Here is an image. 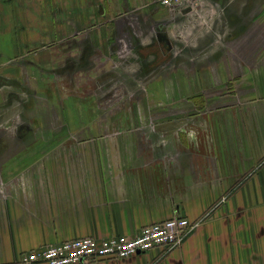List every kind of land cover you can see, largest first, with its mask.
<instances>
[{"label": "crops", "instance_id": "obj_1", "mask_svg": "<svg viewBox=\"0 0 264 264\" xmlns=\"http://www.w3.org/2000/svg\"><path fill=\"white\" fill-rule=\"evenodd\" d=\"M153 1L0 0V112L46 83L63 113L58 135L0 136V264L174 216L204 220L173 250L90 264H264V0ZM100 80L137 98L101 107Z\"/></svg>", "mask_w": 264, "mask_h": 264}, {"label": "built area", "instance_id": "obj_2", "mask_svg": "<svg viewBox=\"0 0 264 264\" xmlns=\"http://www.w3.org/2000/svg\"><path fill=\"white\" fill-rule=\"evenodd\" d=\"M163 7H193L196 0H158ZM198 4V3H197ZM203 218L191 220L174 216L163 222L144 226L134 237L116 235L107 239L85 237L47 245L23 254V264H90L101 260L121 259L155 248L180 247L199 227Z\"/></svg>", "mask_w": 264, "mask_h": 264}, {"label": "rangeland", "instance_id": "obj_3", "mask_svg": "<svg viewBox=\"0 0 264 264\" xmlns=\"http://www.w3.org/2000/svg\"><path fill=\"white\" fill-rule=\"evenodd\" d=\"M152 4H156L161 7L159 4L158 0L153 1ZM103 8V7H102ZM104 9V8H103ZM103 9L101 12H103ZM158 41V40H157ZM119 59V58H118ZM116 58V62H120L121 59L118 60ZM123 60L121 61L120 66H113L116 68H122L124 65L122 64ZM42 78V76H41ZM115 82V83H114ZM1 83V81H0ZM68 83V82H67ZM129 83V82H127ZM141 81H137V84L141 85ZM46 84V83H45ZM45 84L41 83L38 84L40 85L39 88V93L40 95L35 96H30L31 92L25 90L26 88H23V90L20 92L18 91L17 93L14 92H9L8 97H7V106H2L1 112H0V136H18L22 134V132L19 130L21 126L25 125L28 129L24 130L25 133L24 135H35V136H44V135H51V134H59V126L58 123V117H62L63 113L60 112L62 109L59 105L58 107H55L58 113H48L45 115V112L47 111L46 106L49 104L48 100L45 98H50L52 97L51 94L53 93V89L56 88H51L48 89V85L45 86ZM115 84V85H114ZM126 83L123 81H110V82H104L102 80L94 82L88 81L84 83L85 88L87 89L86 92H91V88L95 86H98L100 88H104L105 90H98L100 94V98H103L100 100L101 107H106L109 104H113V102H116L117 104H126L128 106L131 105V103L137 98V97H129V93H131L133 90H126L124 87ZM7 85H15V81H7ZM130 86V84H127ZM112 86H116L115 90H113ZM19 87V86H18ZM65 87V86H64ZM108 87V88H107ZM41 88V89H40ZM69 88L70 87H66ZM111 89L110 91H106ZM131 91V92H130ZM110 92V94H109ZM51 93V94H50ZM109 94V95H107ZM125 94V95H124ZM126 94L128 96H126ZM108 96V97H107ZM95 98L96 97H91V96H84L83 100L84 103H87L91 107L92 105H95ZM0 99L1 102L3 101V105L5 104V93L0 94ZM94 99V102H93ZM139 100L141 98L138 97ZM78 101L80 102L79 98ZM16 104V106H15ZM18 105V106H17ZM80 115L83 118H89L91 119L94 114L91 109H88L87 111H81ZM44 116H45V121L46 124H44ZM78 116V114H77ZM81 116L79 118H81ZM57 128V129H55ZM23 131V132H24Z\"/></svg>", "mask_w": 264, "mask_h": 264}]
</instances>
